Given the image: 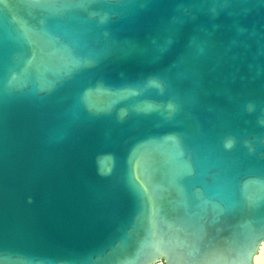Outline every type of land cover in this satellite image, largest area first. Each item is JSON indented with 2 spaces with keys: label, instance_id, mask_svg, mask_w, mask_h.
Returning <instances> with one entry per match:
<instances>
[{
  "label": "water",
  "instance_id": "1",
  "mask_svg": "<svg viewBox=\"0 0 264 264\" xmlns=\"http://www.w3.org/2000/svg\"><path fill=\"white\" fill-rule=\"evenodd\" d=\"M264 0H0V264H255Z\"/></svg>",
  "mask_w": 264,
  "mask_h": 264
},
{
  "label": "bare ground",
  "instance_id": "2",
  "mask_svg": "<svg viewBox=\"0 0 264 264\" xmlns=\"http://www.w3.org/2000/svg\"><path fill=\"white\" fill-rule=\"evenodd\" d=\"M255 264H264V244L262 245L259 254L255 258Z\"/></svg>",
  "mask_w": 264,
  "mask_h": 264
},
{
  "label": "flooded vegetation",
  "instance_id": "3",
  "mask_svg": "<svg viewBox=\"0 0 264 264\" xmlns=\"http://www.w3.org/2000/svg\"><path fill=\"white\" fill-rule=\"evenodd\" d=\"M157 264H164V262H160V263H157Z\"/></svg>",
  "mask_w": 264,
  "mask_h": 264
}]
</instances>
